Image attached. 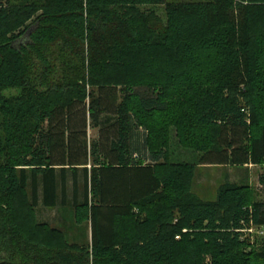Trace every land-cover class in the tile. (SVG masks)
Instances as JSON below:
<instances>
[{
	"label": "trees",
	"instance_id": "16d2710c",
	"mask_svg": "<svg viewBox=\"0 0 264 264\" xmlns=\"http://www.w3.org/2000/svg\"><path fill=\"white\" fill-rule=\"evenodd\" d=\"M172 126L264 166V0H0V264H264V200L194 198ZM68 208L79 241L37 217Z\"/></svg>",
	"mask_w": 264,
	"mask_h": 264
},
{
	"label": "rangeland",
	"instance_id": "374dc122",
	"mask_svg": "<svg viewBox=\"0 0 264 264\" xmlns=\"http://www.w3.org/2000/svg\"><path fill=\"white\" fill-rule=\"evenodd\" d=\"M7 1V0H4ZM22 1V0H18ZM171 2L189 1V0H168ZM163 7L158 8V12L163 15ZM23 38L21 42L25 41ZM185 89V88H184ZM192 96V94H191ZM90 141H94L98 137V130L91 128L88 131ZM169 149H170V161L174 164H194L197 167L196 175L193 181L192 191L194 198L201 199L203 201H215L218 196L219 189L225 183H248L253 191L258 196L259 200H264V191L260 186L259 178L264 175V166L249 165L243 168L233 166H206L199 165L200 154L190 151L182 147L177 138L176 127H171L169 130ZM40 210L38 219L42 221L50 220V224L56 227H65L68 224V237L70 235L78 234V226L75 223L74 211L71 208L61 210ZM26 214V213H25ZM36 216V215H35ZM27 218V216L25 215ZM29 219V218H27ZM39 219V220H40ZM75 220V221H74ZM85 225V224H84ZM82 225V226H84ZM53 227V228H54ZM90 232V226L86 224L84 226ZM86 231V232H87ZM70 233V234H69ZM249 238L253 245L257 248L264 246V227L252 228V231L248 233ZM245 235L244 239L248 238ZM72 237V236H71ZM70 238V237H69Z\"/></svg>",
	"mask_w": 264,
	"mask_h": 264
},
{
	"label": "crops",
	"instance_id": "0c3cea01",
	"mask_svg": "<svg viewBox=\"0 0 264 264\" xmlns=\"http://www.w3.org/2000/svg\"><path fill=\"white\" fill-rule=\"evenodd\" d=\"M44 210V209H43ZM42 211V210H41ZM48 210H46L45 212H47ZM48 221H50V220H48ZM72 237H71V240H72V242H74L75 240H77V241H79V240H81V237H80V235L79 234H76V235H71ZM83 239V238H82ZM91 240V230H90V232L87 234V236L85 237V242H89Z\"/></svg>",
	"mask_w": 264,
	"mask_h": 264
},
{
	"label": "built area",
	"instance_id": "2783aa9c",
	"mask_svg": "<svg viewBox=\"0 0 264 264\" xmlns=\"http://www.w3.org/2000/svg\"><path fill=\"white\" fill-rule=\"evenodd\" d=\"M252 231V228L250 229V232Z\"/></svg>",
	"mask_w": 264,
	"mask_h": 264
}]
</instances>
